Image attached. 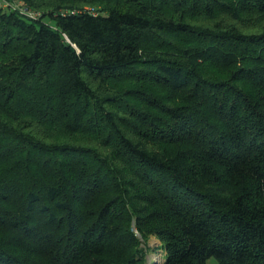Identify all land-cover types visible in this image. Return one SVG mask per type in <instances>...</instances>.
I'll return each mask as SVG.
<instances>
[{
    "label": "trees",
    "instance_id": "obj_1",
    "mask_svg": "<svg viewBox=\"0 0 264 264\" xmlns=\"http://www.w3.org/2000/svg\"><path fill=\"white\" fill-rule=\"evenodd\" d=\"M22 1L0 264H264V0Z\"/></svg>",
    "mask_w": 264,
    "mask_h": 264
},
{
    "label": "built area",
    "instance_id": "obj_2",
    "mask_svg": "<svg viewBox=\"0 0 264 264\" xmlns=\"http://www.w3.org/2000/svg\"><path fill=\"white\" fill-rule=\"evenodd\" d=\"M0 9L15 11L28 19H36L41 15L40 11L33 9L22 0H0Z\"/></svg>",
    "mask_w": 264,
    "mask_h": 264
},
{
    "label": "rangeland",
    "instance_id": "obj_3",
    "mask_svg": "<svg viewBox=\"0 0 264 264\" xmlns=\"http://www.w3.org/2000/svg\"><path fill=\"white\" fill-rule=\"evenodd\" d=\"M147 251V258L150 264H162L165 259L164 250L161 248L160 240L158 237L151 235L148 238L147 243H142ZM211 262H213L211 260Z\"/></svg>",
    "mask_w": 264,
    "mask_h": 264
}]
</instances>
